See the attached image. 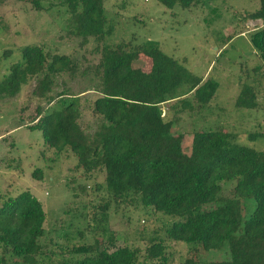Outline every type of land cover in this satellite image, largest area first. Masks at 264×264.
I'll use <instances>...</instances> for the list:
<instances>
[{"label": "trees", "instance_id": "trees-1", "mask_svg": "<svg viewBox=\"0 0 264 264\" xmlns=\"http://www.w3.org/2000/svg\"><path fill=\"white\" fill-rule=\"evenodd\" d=\"M7 1L0 0V6ZM15 1L30 4L36 12L66 8L67 36L81 39L82 47L96 41L100 54L94 68L100 83L93 89L98 94L92 105L97 120L93 132L83 127L81 97L52 95L59 79H76L91 71L81 67L77 57L26 47L22 62L0 80V99L15 98L36 81L33 95L46 100L48 107L37 108L30 130L43 134V157L52 153L59 160L69 152L85 177L103 172L104 185H97L96 191L107 195L99 207L104 216L111 205H127L183 219L152 233L143 261L140 248L125 245L112 250V238L111 246L104 239L65 246L60 264H166L172 242L189 247L181 264H264V150L242 145V136L233 131L212 129L194 134L187 155L184 136L174 132L179 119L163 109L180 104L179 114L202 117L211 108L219 82L198 77L152 45L134 46L130 41L107 46L105 40L114 27L109 25L106 0H57L59 5L55 0ZM156 1L173 10L207 7L216 0ZM259 1L260 8L248 18L262 21L263 27L253 31L249 42L261 61L253 72L264 76V0ZM236 37H229L228 43ZM141 55L152 60L148 73L133 66ZM257 82L244 83L236 98L237 110L260 111L258 90L264 83ZM247 137L255 142L264 135L256 131ZM33 179L44 181V171L37 169ZM78 188L87 191L85 186ZM1 203L0 264H42L48 258L42 243L47 222L42 202L24 191L15 198L0 196ZM204 252L226 254V259L206 262Z\"/></svg>", "mask_w": 264, "mask_h": 264}, {"label": "rangeland", "instance_id": "rangeland-1", "mask_svg": "<svg viewBox=\"0 0 264 264\" xmlns=\"http://www.w3.org/2000/svg\"><path fill=\"white\" fill-rule=\"evenodd\" d=\"M54 4L59 2L55 0ZM105 6L109 25L114 27L112 36L105 40L107 46L130 41L134 46L152 45L183 63L198 77L219 82L211 108L202 117L195 116L194 112L179 114L180 104L178 108H172L171 104L163 106L171 118L179 119L174 132L184 136L185 154H191L196 132L212 129L233 131L242 136V145L264 150V137L255 142L247 137L256 131L264 135V86L258 90L260 111L235 108L236 98L246 81L264 83V76L260 73L259 78L253 72L261 61L249 42V36L260 26L248 18L260 8L259 0H216L207 7L176 6L173 10L156 0H106ZM68 18L67 9L61 6L50 12H36L27 3L15 0L3 3L0 6V80L13 65L22 62L26 47L40 46L51 54L77 57L81 67H90L91 71L85 76L79 73L76 79H59L52 95L81 97L83 127L93 132L97 120L92 114V105L98 97L93 89L100 83L94 69L100 61L96 51L98 43L90 40L82 47L81 39L67 36ZM233 35L237 37L228 43ZM133 66L148 73L152 60L141 55ZM35 87L36 81H32L15 98L0 99V196L15 198L30 191L42 202L47 213L42 243L48 256L42 264H60L65 246L92 244L96 239H104L111 246L109 239L112 238L115 239L112 250L125 245L140 248L143 261L152 233L183 219L127 205H111L104 216L99 207L107 202V195L105 191H96L97 185H104L103 172L85 177L82 171L76 170L77 159L69 152L59 160L52 153L43 157V134L30 127L32 119L37 118V108L46 109L48 104L33 95ZM37 169L45 173L42 182L33 179ZM81 185L87 191L79 190ZM168 246L166 264L186 261L187 245L172 242ZM218 253L204 252L203 260L226 259V254Z\"/></svg>", "mask_w": 264, "mask_h": 264}, {"label": "crops", "instance_id": "crops-1", "mask_svg": "<svg viewBox=\"0 0 264 264\" xmlns=\"http://www.w3.org/2000/svg\"><path fill=\"white\" fill-rule=\"evenodd\" d=\"M257 22H259V23H258V24L260 25L259 28H262V27H263V23H262V21L259 20V21H257ZM259 28H256L254 31L258 30Z\"/></svg>", "mask_w": 264, "mask_h": 264}]
</instances>
